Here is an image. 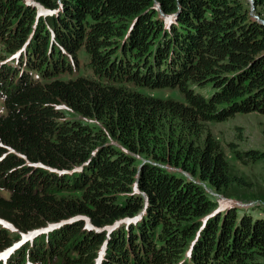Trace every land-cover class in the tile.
I'll use <instances>...</instances> for the list:
<instances>
[{
  "label": "trees",
  "instance_id": "obj_1",
  "mask_svg": "<svg viewBox=\"0 0 264 264\" xmlns=\"http://www.w3.org/2000/svg\"><path fill=\"white\" fill-rule=\"evenodd\" d=\"M250 1L0 0V264H264L207 191L249 185L207 125L264 114Z\"/></svg>",
  "mask_w": 264,
  "mask_h": 264
},
{
  "label": "rangeland",
  "instance_id": "obj_2",
  "mask_svg": "<svg viewBox=\"0 0 264 264\" xmlns=\"http://www.w3.org/2000/svg\"><path fill=\"white\" fill-rule=\"evenodd\" d=\"M249 4H251V1ZM161 97H165L171 89H158ZM175 100H183L181 94L171 95ZM66 111V107L61 106ZM67 118L80 122H91L82 119L79 115L67 110ZM0 112H3V102L0 99ZM0 113V114H1ZM207 128L220 143L229 161L232 174L243 177L249 184L243 188L233 187L225 195L210 192L211 196L219 203V209L237 207L238 213H250L259 216L258 204H264V160L248 162L243 164L233 157V148L239 152L249 149L264 151V114L256 112L238 113L223 122L209 123ZM254 207V208H253Z\"/></svg>",
  "mask_w": 264,
  "mask_h": 264
},
{
  "label": "water",
  "instance_id": "obj_3",
  "mask_svg": "<svg viewBox=\"0 0 264 264\" xmlns=\"http://www.w3.org/2000/svg\"><path fill=\"white\" fill-rule=\"evenodd\" d=\"M252 4V3H251ZM253 9V7H251V10ZM256 19H257V17L256 16H254ZM262 23H263V21H261Z\"/></svg>",
  "mask_w": 264,
  "mask_h": 264
}]
</instances>
